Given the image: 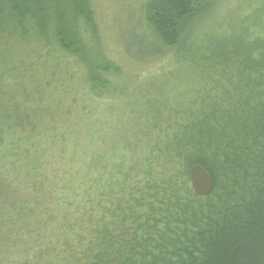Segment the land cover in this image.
I'll list each match as a JSON object with an SVG mask.
<instances>
[{
  "label": "trees",
  "instance_id": "obj_1",
  "mask_svg": "<svg viewBox=\"0 0 264 264\" xmlns=\"http://www.w3.org/2000/svg\"><path fill=\"white\" fill-rule=\"evenodd\" d=\"M62 1L0 0V32L46 40L49 31L63 50L86 61L81 56L87 44L77 32L78 23L92 27L88 0H66L65 6ZM213 2L148 1L151 55L181 46L192 60L201 59L199 48L185 50L184 43ZM221 42L207 61L199 60L217 73L206 82L216 94L202 98L195 113L177 112V121L169 131L160 130L155 150L139 164L126 153L112 173L87 175L82 194L64 185L63 197L31 201L53 193L38 182L44 178L40 161L47 156L27 153L20 162L16 145L5 147L0 264H264V23L253 33L242 26L239 35ZM88 66L92 95L118 93L112 81L122 77L118 66L99 58ZM150 113L154 118L145 119L136 133L138 143L158 126L159 106ZM13 120L26 125L23 117ZM160 146L170 152L165 167H157ZM194 165L212 177L207 197H195L187 184Z\"/></svg>",
  "mask_w": 264,
  "mask_h": 264
},
{
  "label": "rangeland",
  "instance_id": "obj_2",
  "mask_svg": "<svg viewBox=\"0 0 264 264\" xmlns=\"http://www.w3.org/2000/svg\"><path fill=\"white\" fill-rule=\"evenodd\" d=\"M148 1L88 0L92 27L78 23L77 32L87 44L81 56L86 61L63 50L49 31L46 40L0 32V112L4 120L0 124V159H5L2 154L8 145H16L14 153L20 162L27 153L35 152L39 159L47 156L40 161L44 178L38 182L54 188L50 196L35 195L31 201L45 203L50 202L49 197H63L60 190L64 185L76 186L82 194L87 175L102 169L105 175L112 173L126 153L135 164L147 158L155 150L160 130L169 131L177 121V112L195 113L202 98L216 94L208 92L214 86L206 82L217 73L199 60L207 61L211 48L239 35L242 26L253 33L264 23V0H214L184 43L185 50L199 48L201 59L192 60L181 46L152 56L150 43L155 39L144 13ZM98 58L121 69L122 77L112 79L118 93L92 95L87 67ZM158 106V126L138 143L136 133L145 119L154 118L150 112ZM15 116L23 117L26 125L16 126ZM158 151L162 156L157 167H165L170 152L161 146ZM4 166L1 161L0 168ZM187 184L190 186L189 179Z\"/></svg>",
  "mask_w": 264,
  "mask_h": 264
},
{
  "label": "water",
  "instance_id": "obj_3",
  "mask_svg": "<svg viewBox=\"0 0 264 264\" xmlns=\"http://www.w3.org/2000/svg\"><path fill=\"white\" fill-rule=\"evenodd\" d=\"M188 179L195 197L204 198L210 195L213 189V180L203 166H192L188 172Z\"/></svg>",
  "mask_w": 264,
  "mask_h": 264
}]
</instances>
